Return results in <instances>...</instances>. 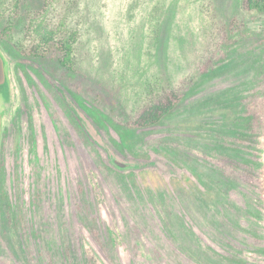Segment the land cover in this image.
I'll return each mask as SVG.
<instances>
[{"label":"rangeland","instance_id":"obj_1","mask_svg":"<svg viewBox=\"0 0 264 264\" xmlns=\"http://www.w3.org/2000/svg\"><path fill=\"white\" fill-rule=\"evenodd\" d=\"M60 11L46 21L75 32L72 71L0 40V264H89L87 247L101 264H253L239 235L264 237V200L196 152L241 156L222 137L260 87L262 50L241 41L219 69L197 71L219 20L262 31L264 12L242 0H70ZM190 75V95L160 124L129 130L109 118L150 80Z\"/></svg>","mask_w":264,"mask_h":264},{"label":"trees","instance_id":"obj_2","mask_svg":"<svg viewBox=\"0 0 264 264\" xmlns=\"http://www.w3.org/2000/svg\"><path fill=\"white\" fill-rule=\"evenodd\" d=\"M66 5H70V0H0V40L12 44L25 57L41 61L58 59L62 66L72 71L74 68L72 64L75 63V32L67 33L62 27H52L46 21L49 13H60L62 7L65 8ZM242 7L250 11L264 12V0H242ZM20 31L27 36L26 39H30V42L22 45L15 41L16 33ZM216 34L217 39L213 47L207 51L197 75L213 73L225 64L231 50L241 41L255 39L253 46L262 50L260 87L250 90L241 99L240 117H236L239 129L232 136L222 137L225 150L229 148L236 150L241 156L237 158L227 152L208 154L198 151L197 158L207 162L226 181L253 188L264 200V30L257 31L240 22L237 17H233L229 22L219 20L216 24ZM195 79V76L190 75L175 82L170 78L157 77L146 84L130 110L123 105L116 111L110 107L108 116L114 123L129 130L156 126L183 104L192 91ZM99 101L108 108L105 99ZM168 143L193 150L183 141L169 140ZM178 216L183 219L179 214ZM217 219L224 229H228V223L222 218ZM233 227L231 224L228 230L236 229ZM92 232L97 240L101 241L98 230L93 229ZM239 236L243 238L247 247L239 246L238 254L253 264L259 262L264 264V237L259 238L250 233H246L244 237ZM252 248H262L263 252L257 254ZM86 255L89 264H101L90 247H87ZM220 260L224 264H235L229 258L222 257Z\"/></svg>","mask_w":264,"mask_h":264},{"label":"water","instance_id":"obj_3","mask_svg":"<svg viewBox=\"0 0 264 264\" xmlns=\"http://www.w3.org/2000/svg\"><path fill=\"white\" fill-rule=\"evenodd\" d=\"M6 80H7V73H6L5 60L0 51V92L2 85L6 83Z\"/></svg>","mask_w":264,"mask_h":264}]
</instances>
